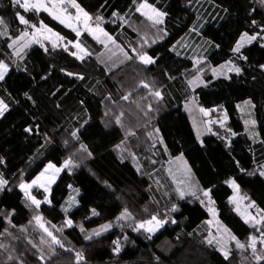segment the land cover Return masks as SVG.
Instances as JSON below:
<instances>
[{"label":"trees","instance_id":"1","mask_svg":"<svg viewBox=\"0 0 264 264\" xmlns=\"http://www.w3.org/2000/svg\"><path fill=\"white\" fill-rule=\"evenodd\" d=\"M148 1L168 13L163 25L153 26L139 12L130 13L124 26L111 24L116 17L112 15L114 11L119 15L129 14L128 11L134 7L132 0H107L103 8L101 4L105 0H77L90 14H101L109 19L110 22L105 24L106 30L120 38L118 40L130 55L135 54L129 45L139 48L143 44L144 50L157 58L155 65L144 66L138 60H126L108 70L95 56L81 61L63 49L53 50L48 45L49 51L45 53L40 45H35L27 51L25 62L18 63L19 70L14 66L5 80L0 82V97L7 98L10 103V110L0 118V156L5 160V165L0 169L5 170L13 183L18 181L12 174L22 172L23 179L31 181L49 162L59 166L78 146L75 142L68 147L64 145V140L68 138L66 130H71V125L79 127L84 120L88 123L81 129V141L93 152V158L85 160L81 167L71 173H61L52 187V204H41L37 210L45 221L50 222L49 228L51 225L60 228L66 216L61 206L72 191L68 185L80 189L79 205L69 214L75 226L65 227L57 233L65 248L55 245V255H52L47 245H42L46 257L44 261L39 259L37 249L28 242L39 243L44 235L34 222L29 224L36 212L25 206L18 188L0 193V210H16L12 219L15 227L0 220V231L8 228L12 233L11 236L0 237V243L8 246L7 251L0 249V264H13L7 261L9 252L23 260L24 264H76V251L84 254L82 264H264V261L257 262L252 257L250 248L237 249L233 243L231 258L225 261L218 248L205 243V229L199 226L210 217L206 199L204 204L192 196L171 199L164 205L154 202L150 191V174L165 162L167 154L163 145L156 143L153 146L152 138L147 135L153 126H158L161 118L170 114L175 123L173 134L177 142L176 151L182 153L191 166L197 185L204 189L212 188V199L222 223L242 243H246L252 234L259 235L244 222L233 203H230L229 197L233 191L224 181L235 178L241 192L264 209V177L248 175L264 165V143L252 142L245 131L240 110L236 107L246 99L252 100L258 131L264 140V71L259 67L264 64V48L260 46L264 42L254 43L244 50L249 59L246 62L237 61L244 69L241 75L231 74L232 79L228 80L223 77L213 79L209 71L204 73V80L210 83L207 87L195 89L198 103L208 109H222L212 113L213 116L226 110L229 117L227 128L237 135L231 138L230 147L226 146L227 140L213 134L204 137L201 145L190 115L183 106L191 92L185 81L195 74L194 61L172 50L192 25L195 14L189 0ZM211 1L225 12L221 23H210L203 31L204 38L220 45L218 49L207 48L205 53L208 62L218 66L230 58V49L236 37L248 26L250 8H257L251 18L258 21H264V8L253 0ZM17 11L34 23L43 20L64 36L72 35L70 30L47 13H23L12 6L11 0H0V17L4 18L13 34L26 27L15 19ZM161 28L167 35L157 39L163 34L159 31ZM145 38L148 41L146 44ZM153 39H156L154 44ZM6 41L7 38H0V50L5 53L9 51ZM66 72L78 73L86 80H97L107 87V91L101 93L92 90L83 83V79L70 77ZM165 72L175 79L166 77ZM161 77L165 84H159ZM141 80L155 81L156 86H162L165 92V99L160 105L153 102V107L159 110L149 114L150 124L149 118L143 117L133 103L138 101L140 108L146 110V105L152 102L151 99H142L148 96V90L138 87ZM25 92L32 100L24 96ZM129 92L132 93L129 101H123L121 97ZM109 108L113 114H119L121 110L125 112L124 128L114 123L105 127L108 118L104 113ZM30 125H39V132H25L24 129ZM214 129L219 136L225 132L219 126ZM127 130L136 132L135 136L128 137L126 147L139 155L140 171H137L129 154L125 153L127 158L121 162L120 153L114 150V146L124 139ZM45 133L51 138L50 143H45ZM153 157L155 163H152ZM105 181L110 187L105 186ZM33 195L38 199L43 198L39 190L34 189ZM173 204L178 206V211H170ZM93 208L99 215H92ZM125 208L131 212L133 219L117 223L116 218ZM152 215L168 220L159 232L152 235L144 230H134L139 221ZM109 222L113 223L111 229L91 240L84 239L86 234ZM80 225L86 230L84 233L80 231ZM22 228L27 231H21ZM125 236L127 240H124ZM117 238L122 244L119 255L112 251V242ZM262 247L258 244V249Z\"/></svg>","mask_w":264,"mask_h":264},{"label":"snow or ice","instance_id":"2","mask_svg":"<svg viewBox=\"0 0 264 264\" xmlns=\"http://www.w3.org/2000/svg\"><path fill=\"white\" fill-rule=\"evenodd\" d=\"M133 4L136 6L135 11L139 12L141 15L145 16L148 20H150L153 26L163 25L165 23V18L168 16L166 11L157 8L154 4H150L148 0H132ZM191 3V0H189ZM254 3H258L261 8H264V0H253ZM12 6L18 7L23 11V13H47L52 17L53 20L58 21L60 24L64 25L66 28L71 29L76 36L75 40H69L66 37L62 36L59 32L54 31L51 27L48 26L43 20H39L33 23L30 19L26 18L21 11H17L15 15V19L22 25H25V29L13 34L9 30V26L3 17H0V37H6V47L9 50L7 53L0 51V82H3L5 78L10 74L12 68L15 66L17 70H19V66L17 61L23 60L26 50L29 49L33 44L40 45V47L44 50L45 53H48L49 47L45 44L48 42V45L51 46L53 50L55 49H63V51L67 52L72 57H75L78 60L83 61L85 57L89 56L90 53L88 50L82 45L80 42V37L83 32H87L91 35L95 40L99 43L104 44L105 47H108V44L111 43L115 46V48L123 53L126 60H138L141 65H155L157 63V58L149 55L147 51L144 50L143 44L139 48L132 47L131 51L135 54L129 55L127 51L124 50L119 44L116 43V40L113 36H111L105 29L102 27L104 23V17L101 14L92 15L87 12L78 2L77 0H11ZM107 0H105L104 4H101V8L105 7ZM71 9V10H70ZM74 10V11H73ZM227 11V9H225ZM257 12L256 7H251L249 11V21L248 26L245 30L241 31L236 37L233 45L231 46L230 53L231 56L229 59L225 60L223 63L218 66H212L206 56H199L193 58V66L195 69V74L191 75L190 79H186L185 83L188 89L195 91L196 88L200 86L207 87L210 81L206 82L203 79V75L206 71L211 72L213 79L223 77L225 79L231 80V74H235L237 76L241 75L244 69L237 63V61H248V56L244 54V50L253 45L254 43L264 42V21H258L256 19H252V15ZM113 16H118L117 12L112 13ZM121 20H125L124 16L119 17ZM126 22V21H125ZM203 27V25H199V27L194 26L191 31L195 32L199 35V28ZM162 35H159L157 39H163L167 32L164 29L159 30ZM144 43H148L147 38H145ZM152 43H156V39L152 40ZM180 44L181 42H177ZM209 47L219 48V44H214L212 41L205 42ZM260 46L264 48V43H260ZM75 49V50H73ZM173 51L176 50V45H173ZM111 51V49H109ZM179 54V53H177ZM115 55V53H113ZM123 62V61H121ZM260 69L264 71V64L259 65ZM26 71V69H25ZM64 71V69H61ZM166 77L168 74L163 73ZM68 76H75L78 79H83L84 77L78 73L66 72ZM47 77H42V79H46ZM171 79H175L174 77H168ZM138 87H142L148 90V96L143 97L142 99H151L152 102H149L146 105V110L140 108V104L138 101H133L136 104V107L140 109L143 117L149 118L148 122L151 123L150 113L157 112L159 109L153 107V102L157 105H160L165 99V92L162 86H156L155 81L147 82L141 80L139 82ZM59 91V90H58ZM55 95V93H53ZM24 96L28 100H32V97L25 92ZM132 93L129 92L121 97L123 101H129ZM110 99V97H109ZM35 103V101H32ZM197 103V98L195 96L186 98L184 101V108L187 111H191V106ZM83 104V101H81ZM59 107V105H57ZM237 109L241 112L244 111L245 107L250 109H255V105L252 103L251 99L245 100L243 102V106L240 104L236 105ZM10 110V103L7 98L0 97V118L4 117L5 114ZM220 108H212L206 109L204 107H199V112L202 113L205 117H211L212 113L221 111ZM104 116L108 119L105 122V127H109L111 124L119 125L121 128H124L123 117L125 116V112L121 110L119 114H113L111 108L107 109L104 113ZM249 118L244 120L245 131L252 136V138H256L259 134L255 132L256 120L252 118L253 113L249 111ZM228 113L226 110H223V115L214 119H208L203 122V127L206 132H212V125L218 124L221 129H225L226 132L230 133V136L223 137L219 136V133H212L213 135H217L218 138L222 140H227V145L230 147L231 137L236 136L237 133L233 132L230 128H227L228 121ZM88 123L87 120H84L80 123L79 127H76L67 131L68 138L64 140V145L66 147L72 145L74 142L77 143V147L75 151L67 156L63 162L57 166V164L49 162L45 165L43 170L39 172L31 181H26L23 179V173L21 172L19 175L12 174L13 177L18 181V183H13V179L10 178L5 170L0 169V193L5 191H12L13 188H18L22 193L23 200L25 202V206L33 209L36 214L32 217V220L29 221V224H35L37 228H39L44 235L41 236L39 243H34L29 240L28 242L32 245L34 249H37L39 254V259L41 261L45 260L44 248L42 245H47V248L51 252L52 255H55L54 246L58 245L60 248H65V244L62 239L57 235L63 231L65 227L72 228L74 227V221L65 216L64 224L57 228L55 225H51L49 228L48 224L50 222L45 221L44 217L39 214L37 211L41 204H52V187L57 183V180L60 178L61 173L67 171L71 173L74 169L81 167L85 160L93 158V152L90 150L89 146L81 141V129ZM195 127V122H194ZM25 132L29 134H33L34 132H39V125L28 126L24 129ZM159 128L153 126L152 131L148 132L147 135L149 138L155 136V143H159L164 146V151H167V146L164 145L163 137L159 135ZM202 132L199 127H196V136L197 140L200 141L201 145H203V141L200 139L202 136ZM136 132L134 130H127L124 139L120 141V143L114 146V150L120 153L119 159L123 162L127 157L124 155L125 152L131 156L134 163L138 162V157L135 153L129 152V149L126 147L127 140L129 136H135ZM45 143H50L51 138L45 133L44 134ZM264 143V141H261ZM43 148L44 145H41ZM177 160H183V154L180 157H176ZM155 163V161H152ZM237 166L239 167V162L236 161ZM5 165V160L2 156H0V166ZM244 171V169H240ZM137 171H140V165L137 163ZM169 175L173 176V179L176 182V193L179 199H184L186 196H192L196 199L200 200L201 204L205 203V199L207 201V210L212 214L213 218L216 219L217 211L212 206L214 205V200L212 199V188H200L198 185H194L190 183L191 180V168L187 165V161L183 162V176L184 179H177L175 175H173L172 171L169 170ZM248 175H259L260 177H264V165H261L255 172L248 173ZM105 186L110 187L105 181ZM230 188L233 189L234 195L229 197L230 203H234L236 205V210L243 217L244 222L249 224L253 229L259 232V235L252 234L248 237L246 243H242L235 235L231 234L230 230L227 227L221 225L220 221L216 219V224L218 225L217 231H220V228H223V232L227 234L228 240L235 241V247L237 249H251L252 257L257 261H264V247L258 249V244L264 246V209L259 208L256 205L255 201H251L249 197L246 195H240V186L237 183L235 178H229L224 181ZM69 189L75 193V195H70L68 200L65 202L67 206L62 205V210L65 214L68 213L69 209L76 206L79 201L76 197L80 194L79 188H73L70 184L68 185ZM39 190L43 193V198L38 199L36 195H33V190ZM199 193V195H198ZM203 197L204 199H202ZM242 200H249L250 202L247 204L245 211L240 212V202ZM248 209H255V214L249 212ZM170 211L175 212L178 211V206L173 204ZM16 210L11 209L8 211L0 210V220L7 221V224L15 227L12 224V219L15 215ZM91 213L93 216L99 215L95 208L91 209ZM259 217V218H257ZM133 219L131 212L127 208H125L120 215L116 218L117 223L120 221H126ZM167 219H160L158 215H152L149 219L139 221L135 227V231L144 230L146 232L152 233L163 227L165 223H167ZM175 223V220L171 221ZM213 221L209 220L208 223L211 224ZM80 231L84 233L86 230L82 225L79 226ZM113 227V223L109 222L107 224L101 225L99 229H94L91 233H88L84 236V239L91 240L93 237L100 236L103 232L108 231ZM21 231L26 232V228H22ZM12 233L8 228H4L0 231V237L11 236ZM211 238L207 240L209 245L213 244L216 241L219 244V250L223 255L225 261H229L231 258V249L223 238L217 240V237L211 235ZM127 236L124 237V240H127ZM113 253L119 255L122 250L121 240L117 238L113 242ZM8 246L4 243H0V249L7 251ZM66 251H73L72 249H65ZM76 264H82L85 260L84 254L82 251L75 252ZM7 261L13 262V264H24L23 260H20L18 257L14 256L9 252L7 255Z\"/></svg>","mask_w":264,"mask_h":264},{"label":"rangeland","instance_id":"3","mask_svg":"<svg viewBox=\"0 0 264 264\" xmlns=\"http://www.w3.org/2000/svg\"><path fill=\"white\" fill-rule=\"evenodd\" d=\"M193 6L197 7V5H195V4ZM133 12H136V11L131 9L129 14L126 13L124 15L116 16L114 21H113V23H111V24L124 26V24L127 23L128 18L130 17V13L132 14ZM120 16H124L125 20H121L119 18ZM116 23H118V24H116ZM102 27L105 29V31H107L106 28H105V25L102 24ZM53 30L58 32L55 29H53ZM60 34L63 36L62 32ZM109 34L111 36L115 37V40H116L117 44L120 43V41L118 40L120 38H118L114 34L113 35L111 33H109ZM83 36H84V34L81 35L82 38H83ZM0 38H3V37H0ZM4 38H6V37H4ZM118 41H119V43H118ZM80 42H81V40H80ZM179 42H181V43L180 44H178V43L175 44L176 45L175 52L179 53L178 55H185L187 57H192V59L194 57L201 56L203 51L208 48L207 44L205 42H203L200 37L195 36L194 34H190V33L184 35L179 40ZM45 44L48 46V42L47 41L45 42ZM82 45L84 46L83 43H82ZM93 45L94 46H93L92 49L88 48L87 46H84L88 50V52L90 53V55L85 57V58H88L90 56H95L96 55V56H98L100 58V60L102 61L101 63H103L107 69H110V68H113V67L119 65V63H121V61H123L125 59L123 53L118 51L115 48V46L112 45L111 43L108 44V47H105L104 44H101L98 41H96V44L94 43ZM123 46H125V45H123ZM29 49H27V50H29ZM109 49H111V51H109ZM73 50H75V49H73ZM0 51H2V50H0ZM113 53H115V55H113ZM25 54H27V52ZM25 58H26V55H24L23 60L17 61V64L18 63L19 64L24 63L25 62ZM165 82L162 79V77L159 78V84L160 83L165 84ZM83 83L88 88H90L92 90L94 89L95 91L97 90V91H100L101 93H104V92L107 91V87L102 85L97 80H89V79L86 80V79H83ZM193 96L196 97L195 93L191 90V92H190V94H188L187 98H190V97H193ZM175 97H177V96H175ZM183 105H184V102H183ZM240 105L243 106V103H240ZM199 107H203V106H201L198 103V100H197V103L195 105L191 106V108H192L191 111H187L186 110L189 113V115H190V118H191V121H192L193 125H194V122H195V127H194L195 130H196V127H199L201 132L203 133L202 136L203 135L204 136L205 135H209V134H212V133H217L216 130L214 129V127L215 126H219L218 124H215V125L211 126L212 127V132H206L204 130V127H203V122L208 120V119H210V118L214 119V118L220 117V116L223 115V113H221L220 115H216V116L211 115V117H205L202 113L199 112ZM206 109H208V108H206ZM249 111H251L253 113L252 109L247 108V107H245L244 111L241 112L243 120L249 118V116H248ZM252 118H253V116H252ZM173 121L174 120H172L171 115L168 114L167 116H165V117H163V118H161L159 120V124L156 127V128H159V130H160L159 135L163 137L164 145L167 146V151H166L167 159L165 160V162L163 164L159 165L156 169L151 171V174H150V178H151V189H150L151 195H152V198H153L154 202H156L158 205H164L171 199L179 198L177 193H176V191H175L176 186H177L176 182L173 179V176L169 175V170L172 171L173 175H175L177 179H184L185 178L183 176V162L187 161V160L184 158V156H183V160L175 159L176 157H180L182 153H179V152L176 151L177 142H176V139H175L174 134H173V127L175 125V123ZM74 128H75L74 125L70 126V129H74ZM248 135H250V134L248 133ZM220 136L228 137V136H230V133L226 132V130H225V132L220 134ZM152 140H153V142L155 141V136L152 137ZM152 151L155 154V151L154 150H152ZM129 152H132V151L129 150ZM125 153L128 154V152H125ZM125 153H124V155H125ZM135 155L138 157V162L137 163L140 165V169H141V162H140V159H139V155H137V154H135ZM131 160H132V158H131ZM152 160L154 161L156 159L153 157ZM137 163H134L136 165V167H137ZM187 165H188V163H187ZM189 182L194 184V185H197L196 180L194 179V175H193L192 171H191V180ZM73 195H75V193H73ZM233 195H234V192H233L232 196ZM240 195H242V196L244 195L241 192V190H240ZM249 202H250L249 200H242L240 202V205H239L240 212H244L245 211V208H246V206H247V204ZM233 205H234L235 210H236V205L234 203H233ZM64 206H67V205L64 204ZM206 206H207V204H206ZM212 206L214 207V205H212ZM216 211H217V209H216ZM248 211L252 212L253 214H255V209H248ZM239 215H240V213H239ZM217 218L218 217H216V219ZM257 218H259V217H257ZM216 219H214L212 214L210 213V220H212L214 222V220H216ZM223 226L227 227L226 225H223ZM207 228L208 229L205 228V232H203L204 234H206V236H205V243L206 244H208L207 240L211 238L210 233H211V235L216 236L217 240H220L221 238H223L224 241H227L226 240V236L227 235H225V233L223 232V228H220V231H217L218 225L216 223H213L212 225L208 226ZM159 229H157L156 231L152 232V234L157 232ZM210 246H213L215 248H219V244H217L216 241H214L213 244H211ZM230 249H231V247H230Z\"/></svg>","mask_w":264,"mask_h":264},{"label":"crops","instance_id":"4","mask_svg":"<svg viewBox=\"0 0 264 264\" xmlns=\"http://www.w3.org/2000/svg\"><path fill=\"white\" fill-rule=\"evenodd\" d=\"M138 2H139V0H138ZM150 4H153V3H151L150 1H148ZM197 5V7H194L193 5ZM157 8H160L158 5H156V4H154ZM135 5H134V7L132 8L134 11H135ZM190 8L192 9V11L194 12V14H195V19H194V21H193V23H192V25L190 26V28L188 29V31L184 34V35H186V34H194L195 36H198V37H200L201 39H202V41L203 42H206V41H208L206 38H204L203 37V31H204V29L207 27V25L208 24H210V23H216V24H219V23H221V21L223 20V16H224V10H222L217 4H215L213 1H211V0H192L191 1V3H190ZM161 10H163V11H165L164 9H162V8H160ZM130 12V10L128 11V13ZM58 22V21H57ZM62 25V24H61ZM199 25H203V27H200L199 28V35H197L195 32H192L191 31V29L194 27V26H196V27H199ZM64 26V25H63ZM65 27V26H64ZM66 28V27H65ZM66 29H68V30H70L71 32H72V35L71 34H69V36H64V37H66L67 39H69V40H75L76 39V36H75V33L71 30V29H69V28H66ZM9 30H10V28H9ZM110 33V32H109ZM82 34H84V36H83V38L82 37H80L79 39L81 40V42L84 44V46H87L88 48H90V49H92L93 48V44L95 43L96 44V41L97 40H95L91 35H89L87 32H83ZM113 35V34H112ZM183 35V36H184ZM182 36V37H183ZM181 37V38H182ZM4 38V37H3ZM115 38V37H114ZM180 38V39H181ZM179 39V40H180ZM178 40V41H179ZM118 43H119V41H118ZM121 43V44H120ZM119 44L121 45V47L122 48H124V50L125 51H127L128 53H129V55H130V52H129V50L125 47V46H123V44H122V42H120ZM177 43V42H176ZM35 45H37V44H33L32 46H35ZM31 46V47H32ZM208 46V45H207ZM30 47V48H31ZM208 48H209V46H208ZM28 51V50H27ZM26 51V52H27ZM206 51H207V49L206 50H204L203 51V53H202V55L201 56H205V53H206ZM97 52V51H96ZM26 55V54H25ZM182 56H185V55H182ZM95 57L100 61V62H102L101 60H100V58L98 57V56H96L95 55ZM190 58H192V57H190ZM126 61V59H124L123 60V62H125ZM123 62H121V63H119V65L120 64H122ZM103 64V63H102ZM104 65V64H103ZM119 65H117V66H119ZM105 66V65H104ZM117 66H115V67H117ZM115 67H113V68H115ZM113 68H110V69H113ZM110 69H108V70H110ZM246 100H248V99H246ZM245 101V100H244ZM244 101H242V102H240V103H243ZM252 101V100H251ZM239 103V104H240ZM253 103V102H252ZM252 111H253V118L256 120V122H257V119H256V116H255V112H254V109H252ZM240 113H241V111H240ZM242 116V115H241ZM172 117V116H171ZM191 119V118H190ZM172 120H174L173 119V117H172ZM174 122V121H173ZM192 122V121H191ZM192 125H193V123H192ZM193 127H194V125H193ZM195 129V128H194ZM196 131V130H195ZM255 132L256 133H258L259 134V131H258V122L256 123V126H255ZM207 135H203L200 139L201 140H203L204 139V137H206ZM249 137H250V139L252 140V142H254V143H259V142H261V141H264L263 139H262V137L260 136V134L254 139V138H252L250 135H249ZM185 158V157H184ZM188 163V162H187ZM188 166L191 168V166L189 165V163H188ZM191 171H192V168H191ZM193 172V171H192ZM193 175H194V173H193ZM232 191H233V189H232ZM73 193L74 192H72L71 191V193L69 194V196L70 195H73ZM232 194H233V192H232ZM69 196L66 198V200L64 201V203L62 204V205H64L65 204V202L68 200V198H69ZM79 196H80V194L76 197V199L79 201ZM232 196V195H231ZM176 199H179V198H176ZM79 205V203L76 205V206H74V207H72L71 209H69V211H68V213L67 214H65V215H67L68 217H69V214L73 211V209H75L77 206ZM214 208H216L215 206H214ZM61 209H62V207H61ZM217 209V208H216ZM63 211V210H62ZM64 212V211H63ZM209 214H210V212H209ZM217 219L220 221V223H221V225H224L223 223H222V221H221V219L219 218V213H218V210H217ZM210 220V217L209 218H207L204 222H202L201 223V225L199 226L202 230H204L205 228L206 229H208L207 227L208 226H210V225H212L213 223H216V220H214V222H212L211 224H209L208 223V221ZM164 226V225H163ZM163 227H160V229L157 231V232H159L161 229H162ZM229 230H230V232H231V234H233V235H235L236 236V234H234L232 231H231V229L229 228V227H227ZM157 232H155V233H157ZM154 233V234H155ZM152 234V233H151ZM153 235V234H152ZM225 235H227L226 233H225ZM237 237V236H236ZM238 238V237H237ZM239 239V238H238ZM226 240H227V243H228V245H229V247H231L232 246V244L233 243H235V241H231V240H228V236H226Z\"/></svg>","mask_w":264,"mask_h":264},{"label":"built area","instance_id":"5","mask_svg":"<svg viewBox=\"0 0 264 264\" xmlns=\"http://www.w3.org/2000/svg\"><path fill=\"white\" fill-rule=\"evenodd\" d=\"M114 17H115V16H114ZM108 22H110L109 19L104 18V23H103V25L107 24ZM218 250H219V248H218ZM219 251H220V250H219Z\"/></svg>","mask_w":264,"mask_h":264}]
</instances>
